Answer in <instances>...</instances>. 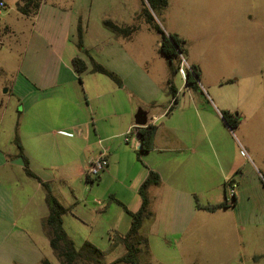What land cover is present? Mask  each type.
Masks as SVG:
<instances>
[{
  "label": "rangeland",
  "instance_id": "rangeland-1",
  "mask_svg": "<svg viewBox=\"0 0 264 264\" xmlns=\"http://www.w3.org/2000/svg\"><path fill=\"white\" fill-rule=\"evenodd\" d=\"M20 1L0 0V210L1 218L5 219L4 223L0 222V264H42L45 258L52 264H61L43 228V220L48 212L45 207L46 191L38 186V181L27 177L15 144L28 99L21 93L29 88L27 83L30 80L25 73L29 59L37 54L38 47H46V37L52 35L62 42L65 39L64 57L66 53L79 56L91 66L86 52L97 61L106 56V50L114 41L115 35L103 24L105 20L122 26L140 24L141 28L130 46L145 69L162 74L166 59L159 52L160 35L141 17L144 10L142 0H44V9L30 17L17 10ZM223 9L247 17L246 21L262 25L264 29V0H169L168 9L154 15L157 23L166 31L176 27L186 32L194 24V15L196 23L221 25ZM80 24L84 30L85 49L78 45ZM60 56L63 54L60 53ZM183 57L187 69L190 65L188 56L185 54ZM209 66L210 78L215 82L216 89L213 92L204 86L209 101H204L200 95L199 104L203 107L201 116L203 110H209L214 119L229 130L226 121L218 117V109L224 112V107H230L234 115L242 117L241 131H231L237 145L241 141L247 149L248 161L241 156L240 149L237 151L233 146L229 137L217 133L232 144L229 146L232 148L230 156L233 159L239 157V167L235 173H242L246 171V165L247 168L250 164L258 166L257 157L264 154V130L255 126L259 125L257 122L261 119L264 122V73L258 79L241 78L235 81V78L222 77V62L210 63ZM181 79L178 73L175 78L177 85ZM76 88L82 95V109L85 110L86 118L82 120L87 121L79 129L95 135V117L99 119V112L92 104L97 114H91V103L79 81ZM160 89L161 97L165 96ZM167 96L172 101L171 94ZM180 103L189 106L190 99L182 97ZM177 105L175 112L179 109ZM63 126H53V130L50 128L52 133L44 142V150L31 152L33 158L25 154L30 159L31 170H36L44 179H50L52 193L65 207L71 208L63 220L64 228L76 248L80 250L88 241L103 253L104 262L110 264L126 253L124 245L116 237L126 235L132 223V218L117 202L124 203L131 211H138L142 200L137 187L146 172L148 174V168H151L149 160L136 150L133 154L123 153V164L120 158H117L118 163L113 161L114 170L110 176L104 175L106 171L101 174V179L88 180V157L90 154L94 157L99 155L101 138L94 136L89 142L76 143V165L71 172V164H68L71 156L68 140L71 136L68 132H60ZM243 135L254 138L253 150L243 144ZM106 147L114 151L115 146ZM6 160L12 163L9 168L4 166ZM8 175L11 180L5 182L7 179L4 177ZM226 193L231 200L228 188ZM195 195L199 208L225 201L220 186ZM151 200L155 220L153 224L146 223L143 229L151 247L146 264H264V241L258 242L259 239L252 237L245 238L242 243L233 231H240L241 227L235 226L237 223H234L232 211L200 212L198 217L193 218L190 232L180 237L174 235L172 228H168L172 221L171 207L160 197ZM192 230L198 232L191 235ZM244 234L246 237L249 232Z\"/></svg>",
  "mask_w": 264,
  "mask_h": 264
},
{
  "label": "crops",
  "instance_id": "crops-1",
  "mask_svg": "<svg viewBox=\"0 0 264 264\" xmlns=\"http://www.w3.org/2000/svg\"><path fill=\"white\" fill-rule=\"evenodd\" d=\"M44 6L46 2L43 1L39 12ZM192 19L194 24L190 31H180L176 27H172L169 32L163 29L166 34H177L186 41L189 64L198 66L202 71L199 90L186 86V76L179 73L182 78L179 85L175 82L176 76L174 77V86L178 91L177 109H179L170 113L169 108L173 104V99L169 101L167 96L170 94L167 86L170 77L169 63L165 58L162 74L145 69L143 63L136 59L134 49L130 46L136 34L131 38L115 36L111 47L106 50V56L97 59L119 77L122 81L121 87L107 76L93 73L88 63V70L82 75V83H80L79 75L72 63L77 56L66 53L64 57L65 39L62 42L59 38L48 35L46 47H38L37 54L29 59L26 66L25 73L30 81L27 83L28 90L21 93L22 96H28V99L19 137L28 157L33 158L31 152L44 150V142L52 133L53 126L64 125V129L60 132H68L71 136L68 140L71 155L68 164H71V172L75 170L76 165V143L89 142L94 136L100 137L101 150L97 157L103 151L107 152L109 168L104 175L108 177L114 170L112 162L118 163L117 158L122 161L123 153L133 154L136 150L139 154L142 146L139 128L152 125L156 127L152 150L142 155L147 157L151 168H148V174L146 172L140 180L137 190L139 194V189L148 178L150 170L160 175L161 184L150 188L149 197L151 195L150 199L153 200L160 197L171 207L172 221L168 228H172L174 235L183 237L190 232L193 218L198 217L200 212L217 213L228 210L233 212L234 223H237L235 226L241 227L240 231H233L242 243L245 238L252 237L259 239L258 242L264 241L262 236L264 154L257 157L258 166L253 167L250 164L247 168L246 165V171L235 173L239 167L237 163L239 157L233 159L230 156L232 148L229 146L233 144L237 151L240 149L241 156L246 161H248L247 149L241 141L238 143L239 146L237 145L232 131L226 126V128L221 126L209 110L206 112L203 110L201 116L203 107L199 104L200 95L204 101H209L204 86L213 92L216 89L215 82L210 78V63L222 62L224 68L222 77L235 78V81L241 78L258 79L259 75L264 73V29L262 25L246 21L247 17L226 12V9H223L221 25L196 23L195 15ZM159 42L161 47V36ZM45 50H48L47 53ZM60 53L63 56H60ZM22 75L26 78L24 74ZM77 81L83 85L85 95L91 103V114L94 116L97 114L92 104L99 112V119L95 117V135L89 131L86 134L79 129L85 126L87 121L82 120L86 116L85 110L82 109V95L76 88ZM160 88L165 93L163 97ZM182 97L190 99L189 106L181 105ZM166 100L168 105L164 104ZM140 110L145 111L148 116V123L144 127L136 124V115ZM223 110L233 114V109L230 107H224ZM218 113V117H222V111L218 109ZM257 123L259 125L255 126L260 130L262 128L263 131L262 119ZM241 125L242 122L239 127ZM218 132L229 137L232 144L226 137L217 134ZM242 139L247 148L254 149L253 137L249 139L243 135ZM107 145L115 146L114 151L106 147ZM91 156L93 155L90 154L88 157L87 165L97 158ZM4 166L9 168L12 163L6 160ZM22 166L24 169V165ZM32 171L42 182H51L50 179H44L36 170ZM4 178L7 179L4 180L5 182L11 180L9 175ZM230 181L236 185L237 201L233 207L216 211L205 209L225 201L205 205L203 208L197 206L195 194L212 190L217 186H220L224 192V200H226L227 184ZM38 186L44 189L39 182ZM228 201L231 203V200ZM45 207L48 216L46 199ZM1 215L2 210H0V222L4 223L5 219L1 218ZM247 231L249 234L245 237L244 232ZM197 232L192 230L191 235Z\"/></svg>",
  "mask_w": 264,
  "mask_h": 264
},
{
  "label": "trees",
  "instance_id": "trees-1",
  "mask_svg": "<svg viewBox=\"0 0 264 264\" xmlns=\"http://www.w3.org/2000/svg\"><path fill=\"white\" fill-rule=\"evenodd\" d=\"M44 0H21L17 4V10L24 16H36ZM144 10L141 17L145 22L161 36L160 53L167 59L170 66V77L167 82L169 93L173 98V104L169 108V113L175 109L177 105V93L174 86V77L179 73V66L182 61V56L187 54L186 41L180 38L177 34H166L163 28L157 23L155 15L165 11L169 6V0H142ZM104 26L107 30L111 31L117 37L131 38L136 34L141 26L134 24L130 26H122L113 22L112 20H105ZM79 47L84 48V30L81 24L78 27ZM1 50V46H0ZM91 60V71L93 73L107 76L114 81L118 86H122V81L119 77L101 63L97 62L93 57L86 52ZM73 67L79 75V81L82 83V75L88 70L87 62L77 56L72 61ZM202 71L196 65H190V69L186 74V86L199 90L201 82ZM222 117L226 121L231 130L238 129L242 122L240 115H234L228 111L222 112ZM156 134V127L148 125L145 128H139V135L142 142V147L139 154L142 156L152 150L153 139ZM15 144L18 148V156L22 159L24 164V171L30 178L37 180L42 184L46 191V202L48 205L49 213L43 221V228L47 234L50 242V247L54 251L56 257L61 264H107L103 260V253L90 242H85L83 247L78 250L74 241L68 236L64 228V215L67 214L71 208L65 207L60 200L52 193L49 183H44L42 180L31 170L30 159L25 154L24 147L20 140L19 135L15 137ZM99 178V177H98ZM87 179L90 178L87 176ZM96 179V178H95ZM233 183V181H230ZM228 183L227 186L230 184ZM161 184L160 175L150 170L148 178L144 181L139 189V194L142 199L141 207L137 212L130 211L125 204L118 201L117 203L124 208L126 213L132 218L130 230L126 235H117L116 239L120 241L126 253L113 261L110 264H146L150 255V241L144 234L143 229L146 223L153 224L155 220V213L152 209V201L149 197V190L153 186ZM231 203L226 197L225 202L220 205L207 207L209 211H216L219 209H229L236 204L237 198L235 193L231 196ZM42 264H52L48 259H43Z\"/></svg>",
  "mask_w": 264,
  "mask_h": 264
},
{
  "label": "built area",
  "instance_id": "built-area-1",
  "mask_svg": "<svg viewBox=\"0 0 264 264\" xmlns=\"http://www.w3.org/2000/svg\"><path fill=\"white\" fill-rule=\"evenodd\" d=\"M181 58L182 61L179 66V73L182 74L183 76H186L187 70L190 69V65H188L187 69H185V66L183 64L184 57L182 56ZM108 168H109L108 154L106 151H103L99 157H97L96 159L90 162L88 169L86 171V175L90 179L93 178L95 179L100 177L102 173L106 172ZM227 188L230 194L233 195L235 193L236 185L234 183H230Z\"/></svg>",
  "mask_w": 264,
  "mask_h": 264
},
{
  "label": "water",
  "instance_id": "water-1",
  "mask_svg": "<svg viewBox=\"0 0 264 264\" xmlns=\"http://www.w3.org/2000/svg\"><path fill=\"white\" fill-rule=\"evenodd\" d=\"M148 123L147 113L143 110H140L136 115V124L140 127L146 126ZM142 147V146H141ZM140 147V149H141Z\"/></svg>",
  "mask_w": 264,
  "mask_h": 264
}]
</instances>
